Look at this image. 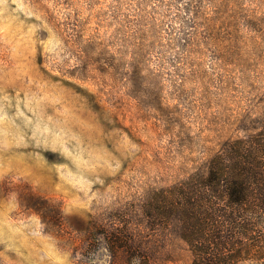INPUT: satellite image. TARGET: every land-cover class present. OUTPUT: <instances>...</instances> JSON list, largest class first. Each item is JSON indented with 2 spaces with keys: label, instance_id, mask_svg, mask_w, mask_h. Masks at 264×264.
Masks as SVG:
<instances>
[{
  "label": "rangeland",
  "instance_id": "1",
  "mask_svg": "<svg viewBox=\"0 0 264 264\" xmlns=\"http://www.w3.org/2000/svg\"><path fill=\"white\" fill-rule=\"evenodd\" d=\"M263 118L264 0H0V264H192L144 204Z\"/></svg>",
  "mask_w": 264,
  "mask_h": 264
},
{
  "label": "trees",
  "instance_id": "2",
  "mask_svg": "<svg viewBox=\"0 0 264 264\" xmlns=\"http://www.w3.org/2000/svg\"><path fill=\"white\" fill-rule=\"evenodd\" d=\"M153 228L178 222L192 264H238L264 252V118L229 139L204 168L161 187L144 204Z\"/></svg>",
  "mask_w": 264,
  "mask_h": 264
}]
</instances>
